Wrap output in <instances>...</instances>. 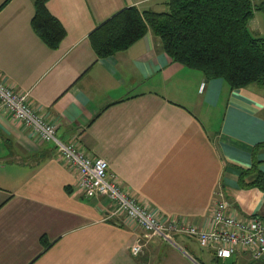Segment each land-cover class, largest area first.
I'll return each mask as SVG.
<instances>
[{"label": "crops", "instance_id": "crops-1", "mask_svg": "<svg viewBox=\"0 0 264 264\" xmlns=\"http://www.w3.org/2000/svg\"><path fill=\"white\" fill-rule=\"evenodd\" d=\"M167 1L51 0L67 32L51 50L32 28L34 0H0V82L27 95L64 143L106 160L159 218L210 229L220 193L240 215L264 219V191L250 185L264 175V90L232 91L174 63L151 33L105 59L91 46L90 34L122 10L164 12ZM249 30L264 39V11ZM77 185L54 145L0 107V264H175L170 256L201 264L191 257L195 240L179 236L173 247L130 220H108L113 206ZM236 261L264 264L246 254Z\"/></svg>", "mask_w": 264, "mask_h": 264}, {"label": "trees", "instance_id": "trees-1", "mask_svg": "<svg viewBox=\"0 0 264 264\" xmlns=\"http://www.w3.org/2000/svg\"><path fill=\"white\" fill-rule=\"evenodd\" d=\"M50 1L34 0L32 28L51 50H58L67 32L49 12ZM256 11L264 7L251 0H168L164 12L122 10L94 30L89 40L98 59H105L151 33L174 63L208 80H223L232 91L252 86L264 90V39L249 30ZM250 185L264 191V175Z\"/></svg>", "mask_w": 264, "mask_h": 264}, {"label": "built area", "instance_id": "built-area-1", "mask_svg": "<svg viewBox=\"0 0 264 264\" xmlns=\"http://www.w3.org/2000/svg\"><path fill=\"white\" fill-rule=\"evenodd\" d=\"M0 107L12 118L21 122L43 143L54 145L57 155L78 175V193L86 199L105 198L112 206L107 219L125 218L137 224L149 239L178 247L177 237L195 240L201 248L209 250L222 261L236 259L246 254L254 261L264 260V219L256 215H240L220 193L216 194L210 213V229H202L175 219L163 220L151 207L138 202L123 189L115 176L109 174V164L104 159H95L67 144L57 136V126L37 114L28 104L27 95L15 94L0 82ZM144 245L133 247L134 256H139Z\"/></svg>", "mask_w": 264, "mask_h": 264}, {"label": "rangeland", "instance_id": "rangeland-1", "mask_svg": "<svg viewBox=\"0 0 264 264\" xmlns=\"http://www.w3.org/2000/svg\"><path fill=\"white\" fill-rule=\"evenodd\" d=\"M178 242L181 246H184L181 240H178ZM190 243H191V248H192L191 253L194 255L191 257L195 258L198 263H201V264H248L247 261L237 262L236 259H233V258L227 261H219V260L217 261L215 260L214 256L210 253L209 250L201 248L197 242H190ZM169 258H172L173 259L172 262H174L175 264H191L190 261L186 259L184 256H170ZM191 261L193 262V260ZM193 264H195V262H193ZM251 264H257V263H251Z\"/></svg>", "mask_w": 264, "mask_h": 264}]
</instances>
